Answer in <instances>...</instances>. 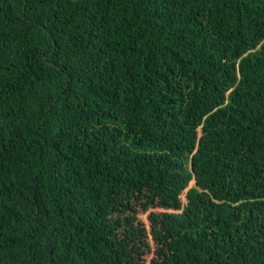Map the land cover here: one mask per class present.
Listing matches in <instances>:
<instances>
[{
  "label": "trees",
  "instance_id": "1",
  "mask_svg": "<svg viewBox=\"0 0 264 264\" xmlns=\"http://www.w3.org/2000/svg\"><path fill=\"white\" fill-rule=\"evenodd\" d=\"M0 264H264V0H0Z\"/></svg>",
  "mask_w": 264,
  "mask_h": 264
},
{
  "label": "rangeland",
  "instance_id": "2",
  "mask_svg": "<svg viewBox=\"0 0 264 264\" xmlns=\"http://www.w3.org/2000/svg\"><path fill=\"white\" fill-rule=\"evenodd\" d=\"M159 211L160 209H149V210H146V211H143L140 209L139 213H138V216L140 217V219H142L146 224L149 225V219H148V215L151 211ZM152 257V254L148 255L146 258H147V262L149 263L150 262V259Z\"/></svg>",
  "mask_w": 264,
  "mask_h": 264
}]
</instances>
